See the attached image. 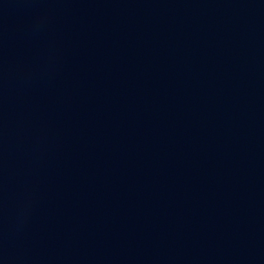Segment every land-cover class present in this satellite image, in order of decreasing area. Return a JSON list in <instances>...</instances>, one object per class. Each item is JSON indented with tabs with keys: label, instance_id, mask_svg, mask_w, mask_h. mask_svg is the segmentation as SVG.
<instances>
[{
	"label": "water",
	"instance_id": "obj_1",
	"mask_svg": "<svg viewBox=\"0 0 264 264\" xmlns=\"http://www.w3.org/2000/svg\"><path fill=\"white\" fill-rule=\"evenodd\" d=\"M0 264H264V0H0Z\"/></svg>",
	"mask_w": 264,
	"mask_h": 264
}]
</instances>
